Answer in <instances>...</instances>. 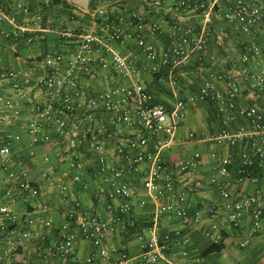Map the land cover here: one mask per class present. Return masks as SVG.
I'll list each match as a JSON object with an SVG mask.
<instances>
[{"label": "built area", "instance_id": "1", "mask_svg": "<svg viewBox=\"0 0 264 264\" xmlns=\"http://www.w3.org/2000/svg\"><path fill=\"white\" fill-rule=\"evenodd\" d=\"M52 1L0 0V34L6 40L25 43L43 38L51 28L45 26L44 15ZM138 1L160 8L171 0ZM223 4L227 7L223 8ZM177 5H182V9L192 8L203 13L204 23L196 32L191 29L181 30L179 24H174L172 42L162 51H158L148 39L149 34L161 31L162 20L148 19L142 13L131 11L125 20H131L135 28L128 32L121 19L100 7L87 10L95 23L92 30L69 34L74 37L76 44L74 53L46 52L34 57L31 67L25 71L7 68L0 63V132L3 133L0 144V178L2 172H5L9 179V184L4 188L6 201L0 203V235L8 243L23 244L36 239L32 234L33 222L22 220L11 207V202L16 200L15 188L30 196H37L42 190L40 182L35 183L28 176L26 168L14 169L10 166L14 144L23 139L22 135L14 134L11 128L23 118L24 113L27 114L26 127L32 144H51L66 138L69 141L68 148L81 147L87 142L98 153L97 172L100 183L97 195L99 201H102V207L109 213L103 215L80 209L82 207L77 202L67 211L66 220L56 237L46 242L44 235H37V252L47 256L72 255L76 248L72 229H76L95 248L86 258L85 264H91L98 256L110 258L116 253H119L121 264L172 263L169 255L174 242L187 243L188 233L200 227L212 236L222 226H239L246 209L251 210L252 233H264V188L259 187L255 192L243 194L225 185L232 154L218 161L216 171L208 182L197 180L194 185L198 189L208 186L217 190L222 202L217 203L209 198L207 202L201 201L200 205L191 201V189L179 187L177 174L188 172L193 175L202 159L201 153L195 152L176 164L163 156L165 150L174 145V137L186 116L187 105L196 100L210 99L216 108L217 117L223 123L220 134L214 136V140L219 145L230 147L243 144L237 153L238 172L252 183L259 182L261 177L258 171L264 168V107L245 106L239 101L242 82H250L253 88L262 93L264 100V69L253 70L250 67L251 59L261 54L259 46H251L240 56L242 65L239 68L216 73V80L206 81L197 92L188 98L177 99L172 106L158 101L140 82L119 84L91 95L85 89L83 76L94 72L95 65L104 69L111 66L125 77L139 70L135 62L107 44L102 52L96 50V43L104 40L135 38L137 48L152 62V70L159 72L168 69L170 81L175 84L174 69L188 56L189 47L194 46L197 50L207 48L210 23H231L238 32L251 34L264 22V0H179ZM108 53H111L112 61L107 58ZM21 107L25 109L24 112ZM106 118L112 119L123 140L116 146V163L109 161L105 152L106 138L103 140L100 136L106 129L102 123ZM238 118L244 122L236 130L230 131L229 124ZM135 123L139 125L137 132L133 130L129 133L126 127H121H132ZM188 137H195V133L189 132ZM67 152L71 153V166L75 169L73 181L87 188L84 165L78 158V152ZM30 153L34 155V151ZM44 176L54 181L61 192L67 193L70 190L69 184L55 175L44 173ZM137 180L145 195L140 203L146 205L152 201L155 214L148 227L139 235L140 252L132 256L119 252L114 245H107L106 240L115 225H121V230L126 232L129 226L136 224L133 208L136 198L134 185ZM163 217L168 220L177 219L179 225L162 232ZM44 224L50 226L51 222L46 220ZM247 243L248 240H245L240 244L243 246ZM24 264L49 262L44 259L42 262L25 261Z\"/></svg>", "mask_w": 264, "mask_h": 264}, {"label": "crops", "instance_id": "2", "mask_svg": "<svg viewBox=\"0 0 264 264\" xmlns=\"http://www.w3.org/2000/svg\"><path fill=\"white\" fill-rule=\"evenodd\" d=\"M178 1L171 0L163 7L154 8L138 0H88V7L83 8L74 0H58L45 11V26H51V28L43 38L32 43H25L6 40L0 34V63L7 68L25 71L31 67L34 57L42 56L46 52L74 53L76 44L74 37L69 34L92 30L95 23L92 14L87 10H95L100 7L106 9L113 17L121 19L128 32H132L135 28L131 20H125L131 11L142 13L148 19L162 20L161 31L148 36L157 50L162 51L172 42L171 32L174 24H179L181 30L191 29L192 32H196L204 23L203 13L192 8L179 9L177 8ZM89 3L93 6L90 7ZM222 7L226 8L227 6L223 4ZM209 26V34L206 38L207 48L197 50L194 46L189 47L188 56L176 67L175 84L170 81L167 70L159 72L152 70V62L137 48L135 38L126 37L123 41L104 40L101 43H96L95 48L99 52H102L107 44L125 58L135 62L139 70L130 77H125L112 69L111 66L104 69L95 65L93 66L94 72L83 76L82 81L86 91L91 95L108 88H114L119 84L140 82L159 101L172 106L177 99L188 98L189 95L197 92L206 81L216 80L214 77L216 73L239 68L242 65L240 56L247 47L249 49L250 46L257 45L262 48L261 54L251 59L250 67L253 70L264 69V22L251 34H242L233 24L226 22L210 23ZM96 53L98 52L96 51ZM108 54L107 58L112 61L111 53ZM217 84L221 86L219 82ZM239 101L245 106L260 105L264 107L262 93L253 88L250 82H242ZM21 109L23 112L25 111L22 107ZM26 116L27 114L24 113L23 118L11 128L14 134L22 135L23 139L14 144L10 166L15 169L26 168L28 176L34 182H40L42 190L37 196H30L15 188L16 200L11 202V207L22 220L33 222L32 234L36 239L12 245L0 235V264H24L25 261L42 262L44 259L49 264H85L86 258L95 248L89 240L83 239L76 229H72L76 248L70 256H47L37 252L35 245L39 242L37 236L39 234L46 237V242L59 234V230L66 220L67 211L77 202L82 207L80 209L103 215L109 214L102 207V201H99L96 190L100 183V176L97 172L98 153L93 151L87 142H84L81 147L68 148L69 141L66 138L51 144H32L29 138V129L26 127ZM243 122L239 118L231 122L228 129L234 131ZM102 123L106 127L105 131L101 132L103 134L100 135L102 139L106 138L105 152L109 161L115 162L117 159L116 146L123 142L122 136L118 133L112 119L106 118ZM121 127H126L125 129L129 133H132L133 130L137 132L139 129V125L136 123L132 127L127 125H121ZM222 127L223 123L217 117L216 108L210 101L196 100L189 103L186 107V116L175 134L174 145L169 150H165L163 154L165 159L176 164L195 152L201 153L202 159L193 175L188 172L183 175L177 174L179 187L185 190L191 189L190 199L199 205L201 201L207 202L209 198H213L211 200L217 203L222 202V197L217 190L208 186L198 189L194 185L197 180L203 183L208 182L210 176L216 171L218 161L228 154H232L233 159L225 185L233 191L243 194L255 192L259 187L264 188L263 178L255 184L248 178L237 174V153L243 144H238L235 147L226 144L219 145L214 140V136L220 134ZM191 131L195 133L193 138L188 137V133ZM2 134L0 132V144ZM69 137L72 139V133L69 134ZM31 150L34 151V155L30 153ZM67 150L78 152V158L84 165L87 188L73 181L72 175L75 169L71 166V153ZM44 173L53 174L69 184L70 190L67 193L61 192L55 182L48 180ZM7 184H9V179L6 173L2 172L0 203L6 201L4 188ZM134 189L136 198L133 216H135V222H138V227L136 223L134 226H129L124 232L120 228L121 225H115L106 240L107 245H114L119 249V252H126L132 256L140 252L139 235L148 227L155 214V204L152 201H148L146 205L140 203V199L145 195L139 180L135 182ZM251 219V210L246 209L239 226H222L212 236L207 235L203 227L193 229L188 233L189 241L187 243L174 242L172 244V251L169 255L172 263L165 264H264V233H252ZM46 220H50V226H45ZM178 225L177 219L168 220L165 217L161 219L162 232H167ZM221 240L224 243L221 250L203 254V251L212 242ZM245 240H248V243L242 246L240 243ZM119 260V253H116L110 258L98 256L91 264H121Z\"/></svg>", "mask_w": 264, "mask_h": 264}, {"label": "trees", "instance_id": "3", "mask_svg": "<svg viewBox=\"0 0 264 264\" xmlns=\"http://www.w3.org/2000/svg\"><path fill=\"white\" fill-rule=\"evenodd\" d=\"M56 1H58V0H53L52 2H51V4L45 9V11L49 8V7H51L52 5H54L55 4V2ZM89 6L90 7H92L93 5L91 4V3H89ZM177 7H179V9H182V5L181 6H179V5H177ZM251 47V46H250ZM260 47V46H259ZM244 48V47H243ZM261 48V47H260ZM245 49V48H244ZM262 49V48H261ZM246 51H248V47L245 49V51H243V53L244 52H246ZM242 53V54H243ZM241 54V55H242ZM184 61V60H183ZM164 70H167L168 71V69H163L162 71H164ZM175 70H176V68L174 69V73H175ZM161 73H163V72H161ZM168 75V74H167ZM174 76V75H173ZM148 89V88H147ZM157 99V98H156ZM183 99H185V98H183ZM158 100V99H157ZM159 101V100H158ZM205 101H210V103L214 106V104L211 102V100L210 99H207V100H205ZM161 102V101H160ZM239 119V118H238ZM241 119V118H240ZM251 167H253V166H251ZM14 169H15V167H13ZM239 169V168H238ZM259 173H260V177L261 178H263L264 179V168H263V170L262 171H258ZM237 174L238 175H242L240 172H237ZM262 179V180H263ZM263 182H264V180H263ZM36 183V182H35ZM79 183V182H78ZM79 184H81V183H79ZM82 185V184H81ZM83 187V186H82ZM97 190V189H96ZM137 223V227H138V222H136ZM223 246H224V243L222 242V240L221 241H219V242H212L204 251H203V254H207V253H210V252H213V251H217V250H221L222 248H223ZM70 256V255H69Z\"/></svg>", "mask_w": 264, "mask_h": 264}, {"label": "water", "instance_id": "4", "mask_svg": "<svg viewBox=\"0 0 264 264\" xmlns=\"http://www.w3.org/2000/svg\"><path fill=\"white\" fill-rule=\"evenodd\" d=\"M74 2L83 8L88 7V0H74Z\"/></svg>", "mask_w": 264, "mask_h": 264}]
</instances>
